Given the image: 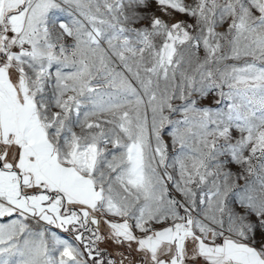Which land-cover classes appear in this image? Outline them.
<instances>
[{
	"label": "snow or ice",
	"instance_id": "1",
	"mask_svg": "<svg viewBox=\"0 0 264 264\" xmlns=\"http://www.w3.org/2000/svg\"><path fill=\"white\" fill-rule=\"evenodd\" d=\"M0 264H264V0H0Z\"/></svg>",
	"mask_w": 264,
	"mask_h": 264
},
{
	"label": "rangeland",
	"instance_id": "2",
	"mask_svg": "<svg viewBox=\"0 0 264 264\" xmlns=\"http://www.w3.org/2000/svg\"><path fill=\"white\" fill-rule=\"evenodd\" d=\"M152 7L155 8V4H154V3H153V5H152ZM156 14H157V15H160V13H159L158 11L156 12ZM177 18H181V17H177ZM233 170H234V171L236 170V169H235V166H233Z\"/></svg>",
	"mask_w": 264,
	"mask_h": 264
}]
</instances>
